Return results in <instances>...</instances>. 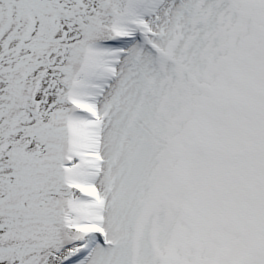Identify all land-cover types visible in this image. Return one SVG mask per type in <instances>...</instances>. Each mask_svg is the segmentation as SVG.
I'll list each match as a JSON object with an SVG mask.
<instances>
[{
  "label": "snow or ice",
  "instance_id": "snow-or-ice-1",
  "mask_svg": "<svg viewBox=\"0 0 264 264\" xmlns=\"http://www.w3.org/2000/svg\"><path fill=\"white\" fill-rule=\"evenodd\" d=\"M0 264H264V0H0Z\"/></svg>",
  "mask_w": 264,
  "mask_h": 264
}]
</instances>
